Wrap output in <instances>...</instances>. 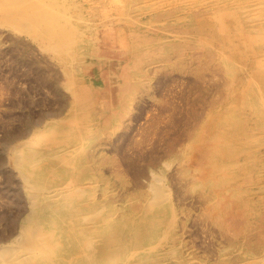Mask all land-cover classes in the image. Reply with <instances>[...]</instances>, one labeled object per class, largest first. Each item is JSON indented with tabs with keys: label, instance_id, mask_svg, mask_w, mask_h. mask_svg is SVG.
Segmentation results:
<instances>
[{
	"label": "rangeland",
	"instance_id": "374dc122",
	"mask_svg": "<svg viewBox=\"0 0 264 264\" xmlns=\"http://www.w3.org/2000/svg\"><path fill=\"white\" fill-rule=\"evenodd\" d=\"M75 1L83 2L85 10L93 7L99 15V18L97 15V18L91 19L97 22V27L92 32L87 31L82 40H79L81 42L78 45L83 55H78L81 65L75 72V76L83 80L97 100L96 108L89 111L91 120L84 116L87 109H84L82 115L74 113L84 102L73 101L71 91L58 85L61 67L50 53L42 49L40 37L0 23V245L14 242L17 235L15 226L35 203L51 201V197L43 198L39 192L33 191L21 174V157L29 149L38 154L52 155L50 160L43 161L48 163L46 166L49 168L47 174L50 181L55 182V187H48L47 191L81 186L90 193L88 199L97 198L100 212L98 210L96 218L100 219L102 225L110 217H129L136 206L142 208L148 205L151 201L149 196L153 198L156 190H160V198L168 202L172 216H163L162 219V216L152 215L150 219L158 229L153 243L131 247L127 254L119 249L117 254L112 253L103 264H126L133 262L139 253H150L149 251L155 253L153 259L158 264H248L247 261L252 258L246 259L243 255L245 251L253 253L258 264H263L264 187L259 186L264 185V174L258 175L257 171L264 173V168L260 162L253 158V162L246 168L240 157L235 162L218 161L221 172L217 174L223 178L221 189L226 193L225 196L228 198L230 195V200L236 198L237 201H243L248 199L242 194L243 190L249 189L248 196L252 204H249V210L248 207L233 210L231 217L226 219L225 228L208 219V203L201 191L203 188L198 185L197 169L206 161L200 147L205 141H209L213 124L218 125V129L227 126L221 119V111L228 104L225 100L228 82L225 69L218 61L206 55L192 56L197 50L189 47H185L181 53L165 48L166 54L156 47L158 54L152 58L144 57L137 72L128 70L126 73L124 64H127V52L117 46L99 44L102 24L108 25L111 19L124 26L139 18L142 30L149 35L151 32L154 35L157 31L162 36L171 38L170 29L174 26L184 28L188 25L187 21H180L174 26L163 25L170 23L174 15L185 14L189 11L188 7H193L199 0H147L150 4L145 7L144 13L130 11L129 19L119 16L126 12L129 0ZM141 4L144 5V2ZM197 6L201 8V5ZM168 11H171V17L160 16ZM144 22L146 23L143 24ZM173 42L170 41L169 44L173 45ZM260 52L263 54L264 48ZM123 69L124 74H121ZM248 79V74L244 73L239 88L246 87ZM123 86L124 98L127 99L124 114L113 119L115 122L110 119L108 123H102L103 106L110 103L112 96L118 94ZM69 134L80 135L77 140L71 141L68 139ZM49 139H53L54 144H50ZM254 141L249 143V151L251 149L253 153H264V130L256 131ZM183 166H186L185 176L181 173ZM75 172L80 173L76 175ZM237 186L242 187V192L238 195V192L233 191ZM154 211L159 213L160 207H156ZM168 227L171 229L166 230ZM112 229V224L99 228V246L93 253V258L101 253L111 252L113 248L118 249L116 242L110 241ZM138 233L133 229L129 231L133 239L139 238ZM235 240L236 244L233 242Z\"/></svg>",
	"mask_w": 264,
	"mask_h": 264
},
{
	"label": "bare ground",
	"instance_id": "6f19581e",
	"mask_svg": "<svg viewBox=\"0 0 264 264\" xmlns=\"http://www.w3.org/2000/svg\"><path fill=\"white\" fill-rule=\"evenodd\" d=\"M142 2H144V5L141 4ZM147 2V0H129L127 3L128 8L126 7L125 9L126 12L118 15L129 19L131 18V12L142 14L146 9L145 7H149L150 3ZM197 2V4H193V7L190 5L191 7H188L189 11L187 10L182 16L179 13V15H174L171 18L170 23L162 24L166 27L168 25L170 26V24L174 26L176 23H180V21H187L188 25H185L184 28L174 26L170 29L169 33L171 38L162 36L161 33H158L157 31L154 32V35H151L152 32H149V35L147 31L142 30V22L139 18L137 21L131 22L130 25L125 24L124 22V26L111 19L108 25L104 23L102 24V28L99 31L101 37L99 44L101 46H117L127 52V64H124L126 73L128 70L137 72V67L141 66L144 57L152 58L153 55L158 54L159 51H156L157 48L161 53H165V48H170L172 51L176 50V53H181L185 47H189L194 51L197 50V53L194 52L192 56H198L200 54L206 55L212 60L218 61L225 69V75L228 76L225 100L228 104L226 109L224 106V112L221 111V119L227 124V126L224 129H222V127L218 129V125H212V131H210L212 135H210L211 137L209 136V141L203 140L205 142L200 147V151L204 154V159H206L205 164H201V168L198 167L199 165L197 166L199 168L197 169L199 172V178L197 176L199 179L198 185L203 188L201 191L208 203V208L206 209L208 212L206 213L208 219H212L216 225L225 228L227 222L226 219L231 217V214L234 213L233 210H242L249 206L250 200L248 194L250 190H243L242 194L248 197L246 200L237 201L236 198L233 199L234 197L232 198L233 200H230V195L227 198V196H225L226 193L224 194V191L221 189L223 178L217 174L221 169L218 161L222 163L223 161L235 162V160L240 157L243 161L242 165L244 164L247 168L249 164L253 162L252 159L256 158V160L260 162L261 167L264 168V153H253L251 152V149L249 151V143L251 141L255 142L254 137L256 131L264 130V53L260 54L262 53L260 51L264 48V0H206L205 2L199 0ZM82 3L76 2L75 0H0V23L13 26V29L16 27L19 31H26L32 36L40 37V40L43 43L42 49L50 53L58 66L61 67L62 74L61 77H59V81L57 80L58 85L71 91L70 97L73 101L84 102L78 110H74V113L77 114L79 112V114L82 115L84 109H87V113L85 111L84 116L91 120L89 117V111L96 108L97 100L91 95V91L85 86L83 80L75 76V72L79 65H81V59L79 60L78 55H83L82 50L80 51V46L78 45L79 42H81L79 40H82V37L85 36L87 31L92 32L91 30L97 27V22L92 21L91 19L93 17L97 18L98 14L93 7H89L88 10L83 9L84 7L82 6ZM197 5H201V8H198ZM70 8L72 9V12H70ZM83 10H85V15ZM171 14V11H168L166 13H161L160 16L168 18ZM124 17L122 19H124ZM145 23L146 22L143 24ZM170 41H174L173 45L169 44ZM168 59L169 58H167V60ZM122 72L123 73L121 74H124V69ZM244 73H247L249 76L247 81V86L250 87L249 89L246 88L247 86L239 88L242 85L241 82ZM124 90L123 86L120 88V91H118V94L112 96L110 103L103 106L104 115H101L102 123L106 124L108 123V120L117 119L124 114V110L127 107V99L124 98ZM79 135L80 134H69L68 139L75 141L79 138ZM48 142L54 144L53 139H49ZM257 152L260 153V151ZM254 154L258 156H254ZM51 156V154H38L29 149L23 152L21 157V174L27 184L34 189L33 191L39 192L43 198L51 197V201L47 203H35L33 208L22 219V221L15 226V233H17V235L15 236L14 242H11V244L0 245V264H103L112 253L115 254L119 249L120 251L123 250L124 254H127L129 251L128 249L131 247L136 248L139 246H145L147 243H153L157 238L156 233L158 229L157 225L150 220L152 215L156 217L162 216V219L164 218L163 216L166 217L167 215H173L171 207L167 204L168 202L166 203L165 199L160 198V190L158 191L154 188V190H156L154 193L155 196L153 198L149 196L151 201H149L148 205L146 204L142 208L141 206H136V210L134 209L133 214L129 217H110L108 221L102 225L101 222H99L100 219L97 217V220L96 218L98 210L100 212V205L96 200L97 198L88 199L87 197L90 193L81 186L47 191V188H52L55 182L50 181L51 179H49L47 174L49 168L46 166L48 163L46 164L43 161L47 159L50 160ZM55 157L58 158V156ZM59 159H61V157ZM80 172H78V174ZM185 172L186 166L181 167L182 175L184 174L185 176ZM257 172L258 175L264 174L262 171ZM84 176L87 178L89 177L88 174H84ZM239 182L240 180L238 183ZM232 184L234 185V183ZM261 187H264V185L259 186V188ZM234 188L235 189H232L233 191L238 192L236 193L237 195L239 192H242V187ZM262 197L264 198V196ZM156 207H160V211H158L159 213L154 211ZM248 214L251 215L250 213ZM110 224L113 225L112 234L110 235V237L112 236V240L110 239V241H115L118 249L113 248L111 252L101 253L100 255L103 258H101L99 254L97 258H93V253L99 246L97 238V234L99 233L98 230L99 228H103L105 225ZM132 229L136 231V234L139 232L138 239H133L131 234H129V231ZM168 229L171 228H166V230ZM134 236L135 235H133V237ZM233 242L236 244V240ZM233 242H231V244L234 246L235 244ZM109 248L110 247H108V249ZM153 249L154 248H152V250ZM149 252L150 253H139L133 262L125 263L158 264V262L153 259L155 253H151V251ZM245 252L246 253L243 255H245L246 259L252 258V260H246L248 264H258V261L255 260L257 257L255 258L253 253ZM183 254H185V252ZM175 259H177L176 256ZM191 262H193V259ZM241 263L244 262L242 261Z\"/></svg>",
	"mask_w": 264,
	"mask_h": 264
}]
</instances>
